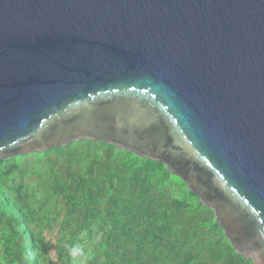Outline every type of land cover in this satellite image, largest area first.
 Returning <instances> with one entry per match:
<instances>
[{
    "label": "water",
    "instance_id": "1",
    "mask_svg": "<svg viewBox=\"0 0 264 264\" xmlns=\"http://www.w3.org/2000/svg\"><path fill=\"white\" fill-rule=\"evenodd\" d=\"M84 140L166 165L264 264V0H0V163Z\"/></svg>",
    "mask_w": 264,
    "mask_h": 264
},
{
    "label": "trees",
    "instance_id": "2",
    "mask_svg": "<svg viewBox=\"0 0 264 264\" xmlns=\"http://www.w3.org/2000/svg\"><path fill=\"white\" fill-rule=\"evenodd\" d=\"M72 148L85 151L80 170L73 164ZM51 153H67L69 157L61 166L51 160L49 164V203L64 205L68 212L63 229L72 230L81 219L100 224L103 239L88 264H248L222 231L217 242L201 237L203 227L220 229L213 210L190 190V204L173 197V183L180 178L163 163L88 140L42 155ZM10 162L12 159L0 163V173ZM51 219L50 209L43 212L16 188L0 184V225L9 243L10 264H52L44 236L52 227ZM94 230L90 227L87 233L92 235ZM70 243L63 264H78L72 254L78 242Z\"/></svg>",
    "mask_w": 264,
    "mask_h": 264
},
{
    "label": "rangeland",
    "instance_id": "3",
    "mask_svg": "<svg viewBox=\"0 0 264 264\" xmlns=\"http://www.w3.org/2000/svg\"><path fill=\"white\" fill-rule=\"evenodd\" d=\"M99 151L102 152L101 149ZM44 152L30 153L10 158L12 162H10L9 167H5V170L3 169L0 173V184L5 183L16 188L18 192L26 196L33 207L42 208L43 212L50 209L52 227L44 231V236L50 248L49 253L52 264H63V255L67 250H71L72 244L70 242L73 240L78 242L76 251L72 252L75 262H78V264H88L97 254L103 239L102 233L99 232L100 224L96 221L86 223L84 219H81L75 223L72 230L68 228L63 229L62 223L68 212L64 205H58L55 201L49 203L51 198V173L49 164L51 160L54 164L61 166L67 162L69 157L67 153L42 155ZM83 154H85V151L82 148L71 149L73 164L79 170L83 166V160H81ZM188 190V184L180 178V181L173 183L171 189L172 196L183 200L184 203L190 204L192 200L189 199ZM213 213L214 221L216 222L214 210ZM209 219L213 220V217H209ZM199 223L201 224V222ZM104 226L105 223H102V227ZM90 227L95 228L92 235L87 233ZM2 229L0 225V264H10V254L8 253L9 243L2 236ZM202 230L201 237H207L210 241L213 240L214 242H217L216 239L218 236L221 237L219 232L222 231L224 234V230L221 227L217 231L211 230L209 227H203ZM73 232L76 235L75 238H73L74 235L72 236ZM247 260L248 264H254L252 258H247Z\"/></svg>",
    "mask_w": 264,
    "mask_h": 264
}]
</instances>
